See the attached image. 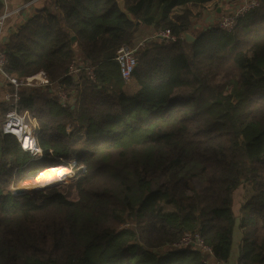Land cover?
Instances as JSON below:
<instances>
[{"label":"trees","instance_id":"obj_1","mask_svg":"<svg viewBox=\"0 0 264 264\" xmlns=\"http://www.w3.org/2000/svg\"><path fill=\"white\" fill-rule=\"evenodd\" d=\"M124 1L132 18L117 0H49L0 45L10 76L52 83L21 88L18 103L37 120L42 158L0 125V264H205L200 250L172 249L186 233L229 264L238 218L237 264H264V0L231 31L197 33L188 5L213 0ZM142 25L178 39L136 47ZM124 45L136 47L129 83L116 61ZM76 60L95 79L71 74ZM9 110L0 102L3 120ZM75 153L67 193L11 190L72 166Z\"/></svg>","mask_w":264,"mask_h":264},{"label":"built area","instance_id":"obj_2","mask_svg":"<svg viewBox=\"0 0 264 264\" xmlns=\"http://www.w3.org/2000/svg\"><path fill=\"white\" fill-rule=\"evenodd\" d=\"M258 5V0H243L241 5L231 13L222 15L217 21V25L226 31H231L237 24L238 19L245 15L249 10ZM7 14L0 16V30L3 28L6 21ZM159 37L166 42H174L178 39L176 35L172 33L170 29H164L157 32L151 38L142 40L136 47L143 45L146 41ZM136 47L122 46L117 52L116 61L119 64L120 72L123 80L129 83L132 79L133 72L137 65V58L135 55ZM7 63L6 55L0 50V80L1 84L6 86V90L3 91L2 98L4 101L11 105L10 110L6 113L2 122V131L6 134H11L16 137L19 146L25 152L40 159L42 157V150L38 146L36 140V129L38 123L33 118L29 111H20L19 99L20 90L23 87H46L52 83L45 72H39L33 76L27 77L24 80H18L15 77L10 76L5 71V65ZM79 62L76 60L70 67V73L78 75L81 71H85L91 78L95 79L96 75L94 70L84 64L79 67ZM59 97L63 106L71 105L75 100L72 93L68 91H58ZM71 128L68 127L67 131L71 132ZM126 226H128L126 224ZM191 248L200 250L206 257L204 259L205 264H222L214 260L212 248L208 246L202 236L199 233H186L177 243L172 246L173 250Z\"/></svg>","mask_w":264,"mask_h":264},{"label":"crops","instance_id":"obj_3","mask_svg":"<svg viewBox=\"0 0 264 264\" xmlns=\"http://www.w3.org/2000/svg\"><path fill=\"white\" fill-rule=\"evenodd\" d=\"M48 1L49 0H0L3 5L0 16L7 14L5 24L0 30V45L6 42L12 33L28 21L38 9L43 8ZM242 2L243 0H213L204 4L190 3L188 8L194 14H197V17L193 21L194 32L197 33L199 30H205L216 25L222 15L233 12ZM157 32L158 31L153 27L142 25L137 34V44L142 42V40L153 37ZM5 90L6 86L0 83V98ZM234 212L238 217L240 213L238 214L236 211L235 202ZM236 224L232 257L229 264H237L240 255L242 232L239 227V218Z\"/></svg>","mask_w":264,"mask_h":264},{"label":"rangeland","instance_id":"obj_4","mask_svg":"<svg viewBox=\"0 0 264 264\" xmlns=\"http://www.w3.org/2000/svg\"><path fill=\"white\" fill-rule=\"evenodd\" d=\"M1 96H2V94H1ZM2 101H3V98L1 97L0 102H2ZM9 107L11 108L10 104H9ZM2 120H3V118H2V116H0V125L1 126H2V122H3ZM76 157H77V153H75L74 159L70 162V164L72 163V166H70V167L65 166L66 172L60 177V179L58 181H54L50 185L42 187L41 189H50V188H55V187L56 188L61 187L60 191H64V193H67V187L75 180V177H76V173H77L76 166L78 163V160H77L78 158H76ZM45 175H43L41 178H43ZM38 179H39L38 175L33 177V178L26 179L17 185L11 186V190L15 194H16V191L18 189L25 190L26 194L21 196V199L24 198L25 196L31 197L35 193V192H33L32 189H34L36 187L37 181H39ZM248 193H249V187L247 185H241L234 193L235 208H236V211L238 214L241 212V207H242L243 203L247 200Z\"/></svg>","mask_w":264,"mask_h":264},{"label":"bare ground","instance_id":"obj_5","mask_svg":"<svg viewBox=\"0 0 264 264\" xmlns=\"http://www.w3.org/2000/svg\"><path fill=\"white\" fill-rule=\"evenodd\" d=\"M66 172V168H53L43 178L37 181V185L32 190H39L42 187L50 185L54 181H58L60 177Z\"/></svg>","mask_w":264,"mask_h":264},{"label":"water","instance_id":"obj_6","mask_svg":"<svg viewBox=\"0 0 264 264\" xmlns=\"http://www.w3.org/2000/svg\"><path fill=\"white\" fill-rule=\"evenodd\" d=\"M117 2H118V4H119L121 10H122L123 12H125L130 18H132L131 14H129V13L126 11V9H125V1H124V0H117ZM184 39L186 40V42H187L188 44H192V43L195 41L196 37H195L192 33H185V34H184ZM75 43H76V37H73V44H75ZM0 83H1V80H0ZM60 188H61V187H59V188H57V189H60ZM16 194H19V195H21V194H26V191H25V190L18 189V190L16 191Z\"/></svg>","mask_w":264,"mask_h":264}]
</instances>
